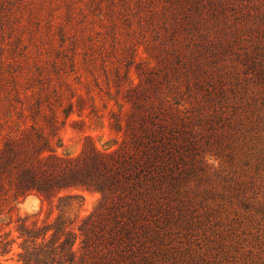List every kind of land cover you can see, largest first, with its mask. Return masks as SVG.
<instances>
[{
    "label": "trees",
    "instance_id": "16d2710c",
    "mask_svg": "<svg viewBox=\"0 0 264 264\" xmlns=\"http://www.w3.org/2000/svg\"><path fill=\"white\" fill-rule=\"evenodd\" d=\"M45 1L0 0L1 213L30 195L49 204L57 199L60 212L54 222L42 225L18 220V261L197 264L179 240L190 226L191 181L209 155L224 163L233 159L229 140L240 108L228 102L223 74L215 70L218 43L204 28L206 3L212 0H50L66 7L56 33L51 31L54 8L41 17ZM24 13L28 26L19 25ZM96 17L114 41L119 40L120 21L128 25L137 18L139 29L156 35L148 52L156 64H137L144 83L128 85L131 110L115 124L124 134L119 148L101 150L89 137L79 155L61 154L55 143L61 141L58 108L69 117L81 113L84 103L81 96L73 100L77 94L62 73L68 64L75 66L81 42L95 48L92 39L80 38L76 27L73 32L66 25L76 22L84 31L94 28ZM43 29L47 45L59 36L58 48L37 44ZM248 58L264 85V60L258 68L253 56ZM64 90L70 96L63 106ZM82 191L98 192L101 198L76 227L77 219L67 210L82 205ZM10 236H0V256L12 252L16 239Z\"/></svg>",
    "mask_w": 264,
    "mask_h": 264
},
{
    "label": "rangeland",
    "instance_id": "374dc122",
    "mask_svg": "<svg viewBox=\"0 0 264 264\" xmlns=\"http://www.w3.org/2000/svg\"><path fill=\"white\" fill-rule=\"evenodd\" d=\"M33 1V4L44 2ZM49 1H45V12L41 17L54 8L51 31L56 33L58 24L64 22L66 7L61 1L60 6L55 5L57 0ZM212 2L211 5L206 3L208 13L204 28L218 43L215 70L223 74L230 106L240 105L235 134L229 140L234 154L226 163L209 155L208 164L196 172L198 178L191 181V195L195 201L188 205L192 211L190 226L181 231L179 240L196 258L197 264H264V85L248 58V54L253 56L258 68L259 61L264 60V0ZM79 4L84 6L82 2ZM27 17L24 13L19 25H27ZM92 18L89 15V20ZM131 19L133 23L128 25L120 21L119 40L115 41L106 33L108 27L100 25L97 17L92 23L94 28L84 31L79 30L76 22L66 25L67 30L73 32L76 27L80 38L92 39L95 48L89 50L81 42L75 66L68 64L67 73H62V80L70 83L77 94L73 100L77 101L81 96L84 103L81 113L75 111L69 117L63 113V107L58 108V137L61 139L55 141L58 153L79 155L89 137L101 150H115L122 143L123 131H118L115 124L117 120H125L131 110L128 85L144 83L145 78L137 64H156L148 53L156 35L146 31L147 28L139 29L138 19ZM44 37L43 29L36 39L41 48L59 47V36H55L51 45H47L45 39L43 41ZM134 49H137V57L132 63ZM40 56L46 59V55ZM63 92L64 106L70 92ZM21 94L26 102L23 90ZM14 120L21 121L16 115ZM81 193L82 205L67 210L77 219L76 227L101 198L98 192ZM56 204L57 199L49 204L37 195H30L11 210L7 208L1 213L0 209V236L11 232L10 237L16 239L12 252L0 256V264H22L18 261V254L22 252L18 220L21 218L29 225L54 222L60 213Z\"/></svg>",
    "mask_w": 264,
    "mask_h": 264
}]
</instances>
